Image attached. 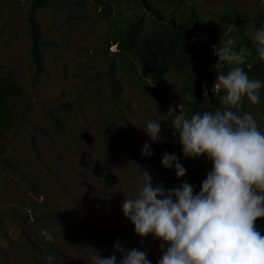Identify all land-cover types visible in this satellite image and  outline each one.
Instances as JSON below:
<instances>
[{
	"label": "rangeland",
	"instance_id": "obj_1",
	"mask_svg": "<svg viewBox=\"0 0 264 264\" xmlns=\"http://www.w3.org/2000/svg\"><path fill=\"white\" fill-rule=\"evenodd\" d=\"M75 1L33 11L42 40L50 44L43 48L45 71H37L28 35L32 0H0V78L11 77L22 88L15 125L0 140V160L13 165L0 162V264H45L51 250L59 253L57 264H92L94 251L107 257L117 240L125 249L147 251L157 264L161 241L136 235L121 204L141 183L135 165L166 189L183 181L160 163L164 150L171 147L178 156L182 147L178 131L185 110L167 103L180 95L178 79L172 76L165 88L152 87L130 70L131 62L120 64L117 46L107 50L114 16L105 15L101 0H84L80 7L68 3ZM191 2L209 23L228 5L264 10V0ZM132 4L115 0V16L123 9L122 21L141 18L148 27L152 15ZM113 64L122 90L118 98L107 83ZM249 109L264 130L258 105ZM149 119L161 120L162 139L155 143L142 129ZM145 142L150 157L141 155ZM41 228L55 239L44 240Z\"/></svg>",
	"mask_w": 264,
	"mask_h": 264
},
{
	"label": "clouds",
	"instance_id": "obj_2",
	"mask_svg": "<svg viewBox=\"0 0 264 264\" xmlns=\"http://www.w3.org/2000/svg\"><path fill=\"white\" fill-rule=\"evenodd\" d=\"M228 25L219 43L211 46L217 61L214 89L223 91V108L195 111L179 121L178 140L184 157L205 156L211 168L199 190L187 180L166 189L154 184L147 169L139 170L141 183L133 196H125L121 211L141 238L151 234L161 241L157 264H264V234L256 227L264 218V130L251 112H241V101L260 103V79L250 78L241 66L244 59L234 50ZM264 61V23L252 34ZM228 70L218 71L224 65ZM152 143L161 140V120L149 119L142 128ZM145 142L141 155H152ZM161 166L174 169L179 179L186 169L175 153L164 152ZM40 235L52 242L48 228ZM116 253L120 258L117 260ZM145 250L125 249L117 240L113 253L102 257L94 251L92 264H151ZM45 264L57 260L45 256Z\"/></svg>",
	"mask_w": 264,
	"mask_h": 264
},
{
	"label": "trees",
	"instance_id": "obj_3",
	"mask_svg": "<svg viewBox=\"0 0 264 264\" xmlns=\"http://www.w3.org/2000/svg\"><path fill=\"white\" fill-rule=\"evenodd\" d=\"M66 0H32L31 12L28 17V35L31 39L30 58L37 71H45L43 66V48L49 46V42L43 41L33 11L44 6H54L58 2ZM84 0L68 2L69 5L80 7ZM104 3V13L109 17L114 16V30L110 34L107 50L111 46H117L114 57L119 58L123 66L128 62L133 64L131 71L135 72L146 83H152V87L165 88L170 84V78L178 79L176 89L179 96L168 100L169 106L184 109L182 118L191 116L195 111L225 107L220 100L223 91L217 92L213 85L216 70L211 66L217 61V57L211 54V46L218 44L223 31L228 25L233 26L230 33L234 41V50L243 57L241 65L250 78L260 79L264 84V61L260 60L256 45L251 39V34L264 23L263 11H250L234 8L228 5L227 10L220 16L208 22L202 12L193 6L191 0H132L137 8L152 15L148 27L143 25V20L137 19L122 21L123 9L118 10V17L113 8L115 0H101ZM121 1V0H119ZM129 1L128 4L130 5ZM127 11H134L127 7ZM106 50V54H107ZM135 65V66H134ZM228 65H224L218 71L226 72ZM118 67L113 64L107 75L109 91L113 98L122 95V90L116 82ZM22 96V88L19 82L11 77L0 78V140L4 138L15 125V110ZM260 103L256 104L263 116L259 123L264 128V86L260 89ZM166 99V97L164 98ZM253 104L247 99L241 101V112H249ZM53 125L61 129L59 120L52 117ZM164 152L173 153L171 147L160 154V162ZM179 160L186 172L181 180H187L199 190L202 180L211 168V162L205 156L199 158H187L178 150ZM0 162L9 168H13L10 162L1 159ZM111 162V161H110ZM163 168V167H162ZM170 175L174 169H165ZM256 227L264 234V218H257ZM55 253L57 259L59 253ZM57 264V260L53 262Z\"/></svg>",
	"mask_w": 264,
	"mask_h": 264
}]
</instances>
